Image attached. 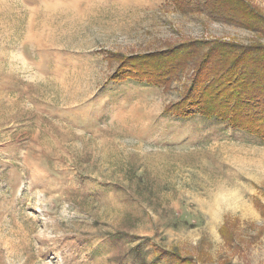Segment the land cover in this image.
Returning <instances> with one entry per match:
<instances>
[{"label": "rangeland", "instance_id": "obj_1", "mask_svg": "<svg viewBox=\"0 0 264 264\" xmlns=\"http://www.w3.org/2000/svg\"><path fill=\"white\" fill-rule=\"evenodd\" d=\"M203 2L0 0V264H264V141L165 111L194 63L152 77L159 53L264 45Z\"/></svg>", "mask_w": 264, "mask_h": 264}, {"label": "trees", "instance_id": "obj_2", "mask_svg": "<svg viewBox=\"0 0 264 264\" xmlns=\"http://www.w3.org/2000/svg\"><path fill=\"white\" fill-rule=\"evenodd\" d=\"M197 2L202 3V0ZM176 3L179 8L186 4L185 0H176ZM203 3L208 5L211 12L226 17L229 22L235 23L233 20L236 19L242 23L241 26L249 29L264 25L256 7L248 0H204ZM191 41L194 40H186L187 43ZM216 41L204 53V44L195 43L186 50L181 47L156 55L170 57L181 53L180 58L170 57L174 58L170 66L160 62L159 65L165 69L160 71V77L152 76L153 81L157 83L167 82L170 74L176 76L186 69L190 62L194 63L195 67L184 97L168 106L165 111L186 118L199 112L202 117L218 119L232 129L244 131L264 141V45L244 46L239 43ZM141 57L143 59L140 62L149 58V55ZM142 75L145 78L151 76L144 72ZM119 77H114L113 80ZM222 81L225 85H218ZM158 255L168 259L169 264H179L176 257L163 251Z\"/></svg>", "mask_w": 264, "mask_h": 264}, {"label": "crops", "instance_id": "obj_3", "mask_svg": "<svg viewBox=\"0 0 264 264\" xmlns=\"http://www.w3.org/2000/svg\"><path fill=\"white\" fill-rule=\"evenodd\" d=\"M58 1V0H56ZM66 1V0H65ZM68 2H73L75 6L74 9L76 8V10H79L77 5L78 2H82L85 1L86 6L89 9H102V8H114L117 9L118 11H120L121 13H123L125 7L127 5H133L134 8H153L154 5H156L158 3V0H104L105 3L102 4L101 0H67ZM65 3V2H64ZM62 6L64 7V9L67 7V5L62 4L60 5V7L62 8ZM73 7L71 9H73ZM88 10V9H87Z\"/></svg>", "mask_w": 264, "mask_h": 264}, {"label": "bare ground", "instance_id": "obj_4", "mask_svg": "<svg viewBox=\"0 0 264 264\" xmlns=\"http://www.w3.org/2000/svg\"><path fill=\"white\" fill-rule=\"evenodd\" d=\"M70 4V3H69ZM75 5V4H74ZM73 6V5H72ZM65 7V6H64ZM71 7V6H70ZM67 8V7H66ZM73 9H74V7H73ZM60 10V9H59Z\"/></svg>", "mask_w": 264, "mask_h": 264}]
</instances>
